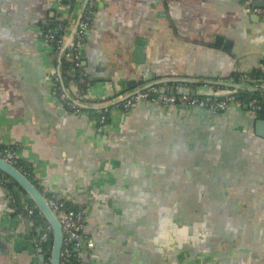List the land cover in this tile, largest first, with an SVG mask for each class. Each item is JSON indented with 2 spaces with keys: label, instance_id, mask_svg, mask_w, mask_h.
Listing matches in <instances>:
<instances>
[{
  "label": "crops",
  "instance_id": "0c3cea01",
  "mask_svg": "<svg viewBox=\"0 0 264 264\" xmlns=\"http://www.w3.org/2000/svg\"><path fill=\"white\" fill-rule=\"evenodd\" d=\"M75 15L55 0H0V148L19 143L42 191L92 207L95 246L76 250L73 264H178L172 237L183 218L205 229L201 252L211 264H264V166L246 168L245 181L242 166L204 162L208 146L233 131L255 142L253 115L244 105L219 114L142 101L112 110L99 132L94 114H59L48 78L53 48L41 28ZM139 40L147 42L145 63L135 61ZM83 61L96 99L147 74L233 83L263 68L264 21L237 0H102ZM233 150L228 158L239 161ZM14 185L0 177V264H42L40 231L25 209L34 203L20 201Z\"/></svg>",
  "mask_w": 264,
  "mask_h": 264
},
{
  "label": "built area",
  "instance_id": "2783aa9c",
  "mask_svg": "<svg viewBox=\"0 0 264 264\" xmlns=\"http://www.w3.org/2000/svg\"><path fill=\"white\" fill-rule=\"evenodd\" d=\"M59 5H69L73 8H77L76 16L82 6L83 0H55ZM244 3L253 10L254 13L261 15L264 18V0H243ZM257 2H262L263 5H257ZM100 0H89L83 16L78 24L77 30L70 41L64 56V60L71 63V69L68 70L70 79H66L65 71L63 75L66 81L67 88L74 95L77 102L86 104H100L113 102L111 106L102 109H88L81 106L74 100L67 97V94L63 90L60 84V80L57 74V70L53 71L50 75V80L57 88V106L61 107L65 111H69L72 114L88 113L94 114L97 122V130L100 132L106 128L109 114L112 110H124L130 111L138 102L147 101L152 104L163 106L166 108L174 107L182 111H191L194 109L206 110L213 113L224 114L232 106H241L243 102L237 97V95H227L223 97L206 96L199 97L189 94H178L176 92H157L155 89L157 86L136 92L129 96L125 100H116V98L108 99H96L90 98L88 88L91 82L87 79L85 70L83 67V49L86 45L89 33L93 27L94 17L97 13ZM76 18L71 22L65 16L58 18V23L49 28L48 31L41 28L42 37L53 48L55 58H57L60 51L63 49L69 34L72 30L73 24ZM249 74H244L240 77V80L246 81L250 79ZM258 80H264V66L261 69V73ZM78 86V93L72 91V86ZM264 86L263 83L257 84ZM218 89L219 87H214ZM120 96V95H118ZM249 106L261 107V100L259 98H251L248 102ZM20 148L19 143L9 144L0 148V155L7 161L17 165L20 164V156L18 150ZM0 177L7 178V176L0 170ZM48 198L50 206L58 216L63 232L64 242L62 250V264H73L76 260V250L83 248L91 250L95 246V241L87 234V226L89 217L91 214V206H77L71 207L66 199L57 198L54 194L48 193L45 189L42 191ZM25 209L28 214L34 217L37 222V227L40 231V235L36 240V247L43 248L45 255L44 264H51V244L53 238V229L48 221L45 219L43 213L36 207L35 204L26 205ZM83 237V240L81 239Z\"/></svg>",
  "mask_w": 264,
  "mask_h": 264
},
{
  "label": "water",
  "instance_id": "95a60500",
  "mask_svg": "<svg viewBox=\"0 0 264 264\" xmlns=\"http://www.w3.org/2000/svg\"><path fill=\"white\" fill-rule=\"evenodd\" d=\"M89 0H83L82 6L79 10L78 15L74 18H76L75 23L73 24L72 30L69 34V37L63 47V49L58 54L57 58L54 56V63L56 66L57 74L60 80V84L63 87V90L67 94V97L71 100L75 99L74 95L71 93V91L66 86V81L63 75L62 65L64 61V56L66 49L72 40L78 24L83 16V13L85 11V8L87 6ZM102 0H100L99 5L101 4ZM239 4L247 9V11L251 14L252 18L258 22L264 21V18L253 12L251 8H249L243 0H237ZM257 5H263L262 2H257ZM99 8V7H98ZM77 10V8H75ZM72 20H70L71 22ZM218 40L220 42L221 36L218 37ZM146 41L145 40H139L137 47L135 49V61L137 63H145L146 61ZM227 45V44H226ZM86 46V45H85ZM85 48V47H84ZM83 65L84 61H83ZM247 74V73H246ZM50 75L48 76V78ZM241 77V76H240ZM240 77L233 83L227 82L224 80H218V79H211V78H205L201 76H173V75H160V74H147L141 76V78L136 80L129 79L126 88L123 91H120L116 95L110 97V99L116 98V100H125L129 96L135 94L136 92L151 88L153 86H157L155 90L157 92H176L178 94H189L199 97H206V96H217V97H223L227 95H238L243 92H249L252 94H262L261 99V107L257 106H249V104L243 103L244 108L249 110V112L253 115L252 123L254 127V135L255 142L249 143L248 138L244 137L242 138L241 135H239L237 132L233 131L235 134H229L226 139V136L224 139H220V143L217 145H209L208 149L209 151L205 155L204 162L208 164L214 163V165L211 166H242L244 168V172L241 174L242 179L246 181V172L245 169H257L259 166H264L263 164L259 163V161L263 158L264 159V142H262L259 145V141L262 139L264 140V86H260L257 84L263 83L264 80L261 79H247L246 81L240 80ZM50 80V78H49ZM51 81V80H50ZM184 84H191L192 86H184ZM197 84L205 85V90H200L197 86ZM222 87L224 89H215L214 87ZM53 89L55 91L56 97L55 101L57 103L58 97H57V88L53 86ZM120 95V96H118ZM103 100V99H102ZM55 103L56 107L55 109L59 114H63L64 112L67 114H72L69 111H65L61 107H58ZM84 108L88 109H102L107 108L111 106L113 103H100V104H86L77 102ZM209 112V111H208ZM238 136V137H236ZM261 138V139H260ZM247 142L248 145H245L244 143ZM258 146H261V149L263 151H259L257 148ZM233 148H236L239 150L236 151L239 161H233L231 158H228V155L226 154V151H234ZM227 157V158H226ZM247 166V167H246ZM0 170L13 182L15 185L13 186V189L15 193H17V197L21 201V198L28 197L35 205L36 207L43 213L45 219L48 221V223L51 225L53 229V238H52V244H51V264H62V250H63V242H64V232L62 228V224L50 206V203L48 201V198L44 195L42 190L39 188V184L35 182L33 179H31L25 172H23L17 165L7 161L5 158H3L0 155ZM251 175H253V171H250ZM241 179V180H242ZM12 187L11 185H9ZM61 198V197H60ZM20 208L23 210V204L21 202ZM83 240V237H81ZM38 250L41 252L40 259L42 261V264H44L45 255L43 253V248L39 247Z\"/></svg>",
  "mask_w": 264,
  "mask_h": 264
},
{
  "label": "flooded vegetation",
  "instance_id": "af4514ba",
  "mask_svg": "<svg viewBox=\"0 0 264 264\" xmlns=\"http://www.w3.org/2000/svg\"><path fill=\"white\" fill-rule=\"evenodd\" d=\"M176 220L178 221V219ZM173 231H175L172 237V239H175V247L172 249V256L176 258L178 264H211L210 261H206L207 254L201 252V249L206 247V232L202 226H196L192 221L190 226L186 227L183 218L177 222L176 229H173ZM212 236H215L214 231Z\"/></svg>",
  "mask_w": 264,
  "mask_h": 264
},
{
  "label": "trees",
  "instance_id": "16d2710c",
  "mask_svg": "<svg viewBox=\"0 0 264 264\" xmlns=\"http://www.w3.org/2000/svg\"><path fill=\"white\" fill-rule=\"evenodd\" d=\"M57 23H58V20H56V17H55L54 19H52V20L49 21L48 23H44V24H42V26H43V29H45L46 31H48L49 28L55 26ZM62 68H63V70L65 71V77H66V79H67V80L70 79L71 76H70L68 70L71 69V63L68 62V61H66V60H64V61H63ZM260 73H261V71L259 70L258 72H253V73L251 74V76L259 77ZM237 97H238L243 103L248 102L251 98H259L260 100L262 99V96H261L260 94H258V93H256V94H252V93H249V92H243V93H240V94L237 95ZM3 147H4V146H3ZM3 147H1V148H3ZM19 168H20L23 172H25V173H26L31 179L34 180V174H33V172H32V169H31L30 165H29L27 162H25V161H23V160H20ZM70 206H71V207H75V206H72L71 204H70Z\"/></svg>",
  "mask_w": 264,
  "mask_h": 264
}]
</instances>
